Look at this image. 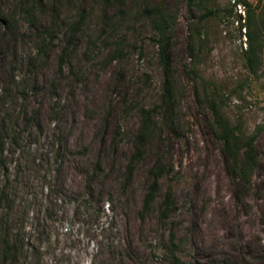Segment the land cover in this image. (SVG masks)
I'll return each instance as SVG.
<instances>
[{
	"label": "rangeland",
	"instance_id": "374dc122",
	"mask_svg": "<svg viewBox=\"0 0 264 264\" xmlns=\"http://www.w3.org/2000/svg\"><path fill=\"white\" fill-rule=\"evenodd\" d=\"M18 1L36 4L31 18L39 30L49 11L38 1L51 0H0V14L15 21V33L0 25V188L12 193L15 226L29 243L18 264H264L258 10L252 71L247 7L236 0H124L122 14L111 1L60 0L50 38L34 35ZM155 6L170 18L168 76L149 18ZM81 10L74 48L60 63L68 25ZM42 40L46 51L37 53ZM113 42L123 44L120 57L111 56ZM167 78L175 131L159 107ZM210 99L237 132L255 135L257 163L246 182L233 179L220 152ZM152 107L153 135L127 178L141 108ZM158 163L156 197L141 215Z\"/></svg>",
	"mask_w": 264,
	"mask_h": 264
},
{
	"label": "trees",
	"instance_id": "16d2710c",
	"mask_svg": "<svg viewBox=\"0 0 264 264\" xmlns=\"http://www.w3.org/2000/svg\"><path fill=\"white\" fill-rule=\"evenodd\" d=\"M111 1L115 3L118 7L119 12L123 13L124 0H104ZM237 3L243 4L244 7H247V16L245 27L247 28V36L249 38L248 48L246 52V60L248 67L253 71L257 63L259 54H258V26L256 23V15L258 14L263 19L264 23V5L255 6L251 5L248 0H236ZM18 8L21 10L25 19L29 20L30 27L35 28L34 35L39 36L38 38H44L53 34V30L58 26V16L59 10L61 7L60 0H51L50 3L43 5L41 1H38V9L48 8L49 11V23L48 25H43L38 30L37 23L35 19H32V15L37 11L34 6L36 4H31L29 7H22L21 1H18ZM160 7L155 6L151 8L149 14L150 23L152 24L155 32L154 39L158 44L159 48V60L162 65L165 76L169 74L168 70L170 68L169 58H168V47H169V15L165 14L164 11H160ZM84 11H80L77 17V20L72 24L68 25L69 36L65 45L62 47V50L59 54V62H66L68 54L72 52L74 48L75 37L78 34V29L81 25V22L84 18ZM0 25L4 27L5 32L15 33V21L2 16L0 14ZM43 41V40H42ZM111 44V43H110ZM113 48L111 52L112 57H120L122 54V43L113 42ZM46 46L44 41L36 45L37 53H45ZM174 94L172 84L168 81V78L164 83V90L161 98L159 107H162L164 110V116H162V122L167 125L171 130L175 131L173 125L172 110L174 104ZM212 111L214 113V120L219 131L218 138L221 141L220 152L224 157L230 175L234 180H237V183L246 182L249 180L252 171L254 170L257 157L254 147L255 135H244L240 132H237V127L235 125H230L227 118L223 117L220 110L217 108V105L213 99L208 101ZM155 112L154 107L146 109L141 108L142 114V124L139 128L138 134L134 137V150L126 164V177L129 178V175L132 172V167L135 160L143 156V150L145 143L149 137L153 135L152 122L150 120L152 113ZM32 119H25V125H28ZM4 139L0 135V151L4 150ZM1 160V154H0ZM162 168L159 163L151 170V175L153 180L149 183L148 189L145 191L142 199V204L140 208V214L143 215L144 212L149 210L155 200L158 186V178L162 175ZM8 179V175H6ZM14 197L12 193L8 191L6 185L0 188V264H18L20 256H25L29 251L28 241L24 238V235L17 231V228L14 223V211L13 203ZM164 209H162L163 215H166V211L171 206V201L168 198V195L164 199ZM13 222V224H12ZM14 225V226H13ZM174 257V256H173ZM175 260H177L174 257Z\"/></svg>",
	"mask_w": 264,
	"mask_h": 264
}]
</instances>
